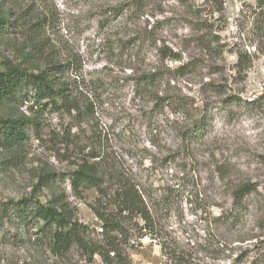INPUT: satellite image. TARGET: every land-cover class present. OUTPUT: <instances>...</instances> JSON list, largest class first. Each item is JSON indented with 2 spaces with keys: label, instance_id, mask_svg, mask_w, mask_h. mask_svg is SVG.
<instances>
[{
  "label": "rangeland",
  "instance_id": "374dc122",
  "mask_svg": "<svg viewBox=\"0 0 264 264\" xmlns=\"http://www.w3.org/2000/svg\"><path fill=\"white\" fill-rule=\"evenodd\" d=\"M140 2L0 0V18L11 14V26L0 32V62L28 74L45 72L56 92L41 104L29 91L26 99L0 101V119L30 121L22 148L0 145V202L67 200L97 237L103 224L93 208L100 191L90 185L74 190L71 176L84 167L115 188L110 178L125 174L154 200L162 196L158 216L166 232L182 244L207 240L204 263L230 264L246 244L224 243L227 237L264 239V107L217 115L200 143L188 132L217 97L208 83L227 86L247 102L264 96L257 0H152L145 8ZM202 36L215 40L210 49ZM238 53L253 57L244 83L233 70ZM175 103L193 107L184 112ZM218 163L228 168L223 174ZM248 183L258 193L244 226L219 237L224 232L214 229V219L229 207L232 190ZM132 244L133 264L165 263L157 241ZM0 264L103 262L99 256L90 262L79 249L58 258L35 230L7 228L0 230Z\"/></svg>",
  "mask_w": 264,
  "mask_h": 264
},
{
  "label": "trees",
  "instance_id": "16d2710c",
  "mask_svg": "<svg viewBox=\"0 0 264 264\" xmlns=\"http://www.w3.org/2000/svg\"><path fill=\"white\" fill-rule=\"evenodd\" d=\"M152 0H141L139 8L146 7L144 3ZM257 21L264 30V0H257ZM11 14L0 18V32L10 25ZM203 29H208L203 25ZM200 42L207 44V49L214 45L215 40L207 36L200 37ZM169 57V56H167ZM175 61H181L173 55ZM253 65V57L248 53H238L237 62L233 67L235 77L244 83ZM192 67V66H191ZM197 66H193L194 68ZM186 65L178 70L184 71ZM154 76L150 78L152 82ZM52 79L45 72L28 74L20 68L8 63L0 62V101L14 103L26 99L24 92L32 93V98L41 104L43 101L55 97ZM206 89L217 95L208 101L189 130V138L201 142L206 138L212 128L217 115L235 117L238 110L257 109L264 107V96L247 102L237 94H229L227 86L208 83ZM182 111L192 110L189 103L176 104ZM30 121L20 119H0V145L5 148L19 150L27 139L26 130ZM210 129V130H209ZM219 174L227 171V167L217 164ZM50 176L44 177L43 182H48ZM115 188L105 186V178H98L96 173L80 167L72 176L74 190L78 191L84 185L98 188L101 197L97 207L93 208L103 227L97 237L92 236L91 228L80 223L76 217L78 210L59 198L43 202L36 196L25 197L20 200L0 202V230L7 228L21 230H35L37 236L43 237L52 253L62 259L69 257L74 249H79L92 262L99 256L103 264H133L129 254L134 249V239L140 240L147 237L157 241L161 246L166 259L164 264H206L201 255L209 252L207 240L201 244L188 240L180 243L165 231L158 216L159 209L163 211L162 196L157 200L149 195L144 187L135 183L132 176L118 174L112 176ZM258 189L253 184H243L232 190L231 203L228 208L217 216L214 229L224 232L218 234L225 238L229 233L239 230L244 226V214L250 211L255 203ZM154 209V210H153ZM255 224L256 222H252ZM259 230V228H257ZM224 243H238L243 248L239 249L235 259L230 264H264V239L257 234L231 241L226 238ZM223 245V244H222ZM227 250V246H223ZM234 250V249H232Z\"/></svg>",
  "mask_w": 264,
  "mask_h": 264
}]
</instances>
